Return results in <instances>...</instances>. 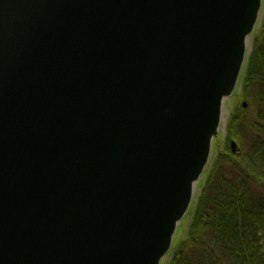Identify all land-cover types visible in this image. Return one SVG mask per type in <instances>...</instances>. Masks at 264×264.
I'll list each match as a JSON object with an SVG mask.
<instances>
[{
  "label": "water",
  "instance_id": "1",
  "mask_svg": "<svg viewBox=\"0 0 264 264\" xmlns=\"http://www.w3.org/2000/svg\"><path fill=\"white\" fill-rule=\"evenodd\" d=\"M263 16L264 0H0V264H166Z\"/></svg>",
  "mask_w": 264,
  "mask_h": 264
},
{
  "label": "trees",
  "instance_id": "2",
  "mask_svg": "<svg viewBox=\"0 0 264 264\" xmlns=\"http://www.w3.org/2000/svg\"><path fill=\"white\" fill-rule=\"evenodd\" d=\"M233 99L225 137L217 139L184 236L166 264H264V16Z\"/></svg>",
  "mask_w": 264,
  "mask_h": 264
},
{
  "label": "rangeland",
  "instance_id": "3",
  "mask_svg": "<svg viewBox=\"0 0 264 264\" xmlns=\"http://www.w3.org/2000/svg\"><path fill=\"white\" fill-rule=\"evenodd\" d=\"M259 28H260V26H259ZM258 28V29H259ZM240 91V90H239ZM239 95H240V93H239ZM234 99H232V101H231V103H230V107H231V111H232V109H233V106H234ZM226 134V133H225ZM225 134L224 135H222V138H224L225 137ZM216 143H217V141L215 142V153H216ZM190 213V212H189ZM189 213H188V215L183 219V221H182V223L180 224V226L178 227V230H177V232H176V235H175V238H174V242H173V249H175L177 246H178V244H179V241H180V239L182 238V236H184V227H185V224H186V221H187V219H188V217H189Z\"/></svg>",
  "mask_w": 264,
  "mask_h": 264
}]
</instances>
